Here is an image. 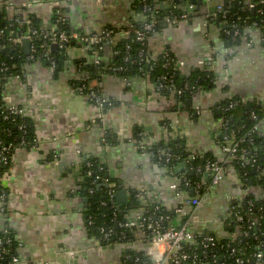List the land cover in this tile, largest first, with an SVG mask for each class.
I'll return each instance as SVG.
<instances>
[{
	"label": "crops",
	"instance_id": "1",
	"mask_svg": "<svg viewBox=\"0 0 264 264\" xmlns=\"http://www.w3.org/2000/svg\"><path fill=\"white\" fill-rule=\"evenodd\" d=\"M0 1H6L0 9L3 7L10 18L25 4L26 15L36 18L48 32L53 9L60 5L66 9L64 17L71 31L90 38L105 28L122 29L131 20H144V0ZM152 1L160 9L163 1ZM224 1L191 0L185 4L186 11L192 13L191 20L170 24L148 39L153 58L169 49L183 63L182 72L207 65L216 75L214 89L196 92L184 103L158 95L141 76L126 79L103 75L99 81H92L111 102L100 114L73 83L82 76L78 64L111 58L109 44L98 57L76 40L66 48L61 66L31 62L22 73L25 79L11 76L7 80L4 98L25 108L35 135L33 147L15 149L2 182L8 198L5 210L0 211V233L4 228L12 232L21 264H121L128 248L147 252L140 236L129 246L98 242L88 232L86 199L75 192L82 163L98 158L109 178L127 193V199L132 192L147 193L133 216L143 211L147 200L173 212L181 200L180 193L186 194L171 189L176 179L137 149L134 128L143 129L151 142L163 139L164 128H170L183 139L189 153L211 154L223 161L218 145L220 106L236 98L262 108L258 133L264 138V45L260 31L245 29V36L233 46L222 41L219 26L207 23L206 16ZM107 130L111 143L104 141ZM248 193L264 200L263 188H244L235 170L227 167L223 182L202 198L188 222L189 229L227 238L225 219L232 201L242 200Z\"/></svg>",
	"mask_w": 264,
	"mask_h": 264
},
{
	"label": "trees",
	"instance_id": "2",
	"mask_svg": "<svg viewBox=\"0 0 264 264\" xmlns=\"http://www.w3.org/2000/svg\"><path fill=\"white\" fill-rule=\"evenodd\" d=\"M190 1H171L168 7L165 8V12H163L152 0H144L141 8L144 15L143 21L131 20L128 26L122 29L108 27L103 29L101 33L92 35H96L99 41L92 44L85 43L89 46V52L102 57L105 45L109 44L112 48L111 58L106 61L100 59L98 65L83 63L82 71H85L86 79L85 81H75L73 86L75 88L81 87L83 93L86 94L87 88L94 78L99 81L103 75L119 76L126 79L132 76H141L146 79L147 83L154 88L158 95L166 98L170 97L180 103L190 99L196 92L214 89L217 78L208 69L207 65L191 69L185 73L176 68L177 59L169 49L165 50L166 53L154 58L148 51V39L152 35L162 32L170 25L172 20H178L184 14L187 15L188 20H191L192 13H188L185 8V4ZM250 4H253L254 8H250ZM221 6L222 11L217 17L214 19L208 18L206 21L209 24L216 23L219 26L222 41L229 43L230 46L236 45L245 36V29L251 27L259 29L261 40L264 39V3H260V0H225ZM57 12L63 15L66 9L62 6L53 9L52 28L55 27L57 33L71 35L73 32L68 21L65 17L59 18L56 14ZM152 15H154L155 24L151 30L147 31L144 27L151 21ZM10 23H12V26H9ZM221 24L222 26H220ZM42 29L38 20L33 16L24 14L17 17L14 13L12 18H10L6 16L3 7L0 9V30L4 31V36L0 38V45L2 46L0 50V146L12 145L11 156L15 149L19 147L21 140L28 143L27 147L33 146L35 135L34 124L27 115L12 113L7 120H2L6 105V101L3 99V90L7 80L11 76L22 74L25 66L31 63L28 61L30 55L26 54L22 45H11L7 41L9 33L12 32L11 36L17 37L25 35L29 31L32 37V45L35 48V52L31 53L35 58L33 62L46 63V60L42 58V46L45 45L49 47L50 56L56 66H61L66 48L76 41L70 39L63 48L52 51L48 42L49 32L44 30L42 34H39ZM137 31L143 34L142 40H137ZM33 32L38 34H32ZM79 34L90 38L84 33L79 32ZM140 51H142V56H139ZM95 89L101 94L96 84ZM235 102L237 104L231 106ZM251 112H254L259 119L263 114L262 108L256 103L243 104L236 98L225 101L220 106V119L221 121H226L224 129L231 130L235 128L239 130L238 135L244 134L253 125V121L250 119ZM19 127H22V129L20 130ZM224 129H221V131L223 132ZM138 133L144 134V130L138 127L134 128L133 138L135 142ZM111 140L112 135L107 130L104 134V141L111 143ZM218 141L220 143L221 135H219ZM150 147L151 151L157 149L169 150L172 160L168 163H165L164 160H160V162L156 159H150L152 162L159 164L169 177L176 179L177 191L185 192L190 197L194 196L193 189L195 184L203 176V167L206 160L219 162L211 154H195L194 159L187 160L190 153L186 150L184 141L179 135L153 142ZM253 160L254 162H252ZM87 163L89 164L88 166L86 165ZM196 167H199L198 171L193 170ZM227 167L235 170L241 182H243L244 188L254 185L264 189V138L257 132L242 142L239 146L237 158L227 160L225 168ZM7 169L8 167L0 169V176ZM183 177L187 179L188 184L182 180ZM108 184L114 186L116 191L121 190L118 183L109 178L105 164H102L98 158L90 157L82 163L80 181L75 192L76 195L86 199L84 209L88 232L99 240L101 244L118 243L123 246H129L138 239V236L141 237L146 245L151 241L153 235L146 228L118 227V225L127 221V215L150 218L153 224L158 222L159 217H163L164 219L159 223V227L162 230L168 228L172 223L175 224V216L172 210L165 209L149 200H147L143 211L133 216V211L139 209L142 205V200L136 196L137 192L130 193L128 201L124 205H119L116 202V198L112 202L108 201L106 195L109 190ZM89 190H93V193L90 194ZM250 201L253 202L255 209L262 208L263 213L260 220L256 219L255 212L252 214L248 213V202ZM232 205L234 207L238 206L234 209L242 214V221L235 222L230 215L233 211L229 210V215L225 219V225L229 230L227 238L218 239L213 234H200L191 230L195 235L194 243L186 244L183 246V250L189 254L196 255V264H236V258H241L243 264H255L253 255L258 251L264 253V200H258L248 193L242 200L235 201ZM156 206L158 210H154ZM251 223L259 224L260 226L249 229ZM109 230H116L117 233L108 240H102L103 235ZM257 231H259V235L256 237ZM8 232L12 242L7 247L11 249V252L3 257L0 264H8L11 255L12 257L18 256L17 242L9 229ZM206 236L212 237L214 244H208L207 248L204 249L201 246V242ZM231 249L235 250L233 254L230 252ZM191 262L190 260L187 264H191ZM121 264L154 263L146 251L138 252L128 248L126 249V258L122 257Z\"/></svg>",
	"mask_w": 264,
	"mask_h": 264
},
{
	"label": "built area",
	"instance_id": "3",
	"mask_svg": "<svg viewBox=\"0 0 264 264\" xmlns=\"http://www.w3.org/2000/svg\"><path fill=\"white\" fill-rule=\"evenodd\" d=\"M172 0H166L167 4L165 8L168 7L169 3ZM4 2L6 1H0V6L4 5ZM260 3H264V0H260ZM61 7L60 5L56 6V8ZM250 8H254L253 4L249 5ZM222 11V6L219 5L216 7L214 11H212L210 14L206 16V19L211 18L214 19L217 17V15ZM26 5L22 4L20 7L17 8L15 11L16 16L26 15ZM59 18H63L64 14L62 15L60 12L56 13ZM188 20L187 15H181L179 19H174L170 22V24H175L180 21H186ZM155 24L154 15L151 16V21L145 25L144 29L149 31L152 29L153 25ZM206 23H204L205 26ZM9 26H12V23L9 24ZM45 29L40 30L39 34H42ZM57 29L55 27L51 28V31H49L48 34V42L50 43V46L56 45L57 48L61 49L67 44L70 39L78 40L81 43H87L92 44L94 42L99 41L97 39V36H93L91 38L84 37L77 33H72L71 35H67L65 33H57ZM10 35L7 37V41L12 44H20L22 45L24 42L29 43V57L28 61L33 62L35 60L34 56L31 54L35 52L34 45H32V37L31 33L28 31L25 35L21 36H11L12 32L9 33ZM32 34H38L37 32H33ZM108 35V34H106ZM4 36V31L0 30V38ZM137 40H142L143 34L140 32H136ZM264 44V39L261 40ZM43 52H42V58H44L46 61H48L50 64H54L52 61V58L50 56V50L48 46L43 45ZM2 49V46L0 45V50ZM166 53V51L164 52ZM163 54V53H162ZM139 56H142V51L139 52ZM210 61V60H208ZM95 64H99V60H95ZM183 63L177 61V69L182 70ZM79 71L81 72L82 76L80 77L81 81H85L86 77L85 74L82 71V64H78ZM4 70V69H1ZM80 74V75H81ZM84 75V76H83ZM18 79H25L24 74H20L18 76H14ZM77 91L81 94L83 93V89L81 87L77 88ZM88 100L97 108V110L101 112L107 107L110 106L111 103L109 100H107L102 94H100L95 89V84H89V87L87 88V93L84 94ZM6 101V105L4 108V114L2 117V120H7L9 115H12V113L15 114H24L25 115V108L24 107H17L15 105H11L8 103L6 98H3ZM237 104L236 102L231 104V106ZM250 119L253 121V125L251 128L245 132L242 135H238L239 130L238 129H231L227 130V128L224 129L226 125V121H221L222 127L221 129H224L223 132L220 130L221 135V141L219 143V150L220 153L223 156V161L219 162H212L210 160H206L204 167H203V176L201 177L199 182H196L195 187L193 189L194 196L190 197L187 193L186 195H182L180 198V202L178 206L173 210V214L175 216V224H171L168 228L165 230L160 229L159 223L164 219L163 217H159L157 223H152L150 221V218L145 217H132L131 215H127L126 219L127 221L124 224L118 225V227L121 228H132L136 227L139 229L148 230L153 235L151 241L147 244V255L150 257L152 262L154 264H187L188 261H192L191 264H196V255L189 254L186 251L183 250V246H185L188 243H194L195 235L191 232V230L188 227V222L190 218L192 217L195 210L198 208V206L201 203L202 198L205 196V194L211 189L218 185H220L225 177L226 168L225 163L227 160H233L237 158V154L239 152V146L242 142L249 139L252 135L258 132L259 125H260V119L258 116L254 113H250ZM169 127V126H168ZM20 130L22 127H19ZM165 133L163 138L167 139L168 137L173 138L175 134L171 131L170 128L165 127L164 128ZM136 147L141 153H145L149 156V158L156 159L158 161L164 160L165 163H168L172 160V156L169 153V150H160L157 149L155 151L150 150V146L153 142H151L150 138H148L143 133L137 134V140H136ZM28 143L24 142L23 140L20 141L19 147H27ZM34 146V145H33ZM32 146V147H33ZM12 145L7 146H0V169L6 168L10 166L11 163V154H12ZM164 158H163V157ZM195 154L190 153L187 157V160L194 159ZM243 157V155H241ZM161 162V161H160ZM254 162V160L252 161ZM102 163V162H101ZM157 164V163H156ZM89 165L88 163L86 164ZM159 165V164H158ZM180 166V165H179ZM178 166V167H179ZM199 167L193 168L194 171H198ZM6 172V171H5ZM5 172L0 176V211H4L7 205V198L8 195L5 192L3 188V177L5 175ZM90 174V173H88ZM183 181H185L186 184H188V181L185 177L182 178ZM244 186L243 182H241ZM109 190L107 191V198L108 201L112 202L114 198H116V193L118 191L115 190L114 186L108 184ZM171 189L177 190V186L175 183L171 184ZM89 193L92 194L93 190H89ZM200 193V194H199ZM136 196L140 199H147V193L144 190H140L136 193ZM235 201H232V204H234ZM238 207V206H235ZM233 205L230 207V209L233 211L230 215L232 216L233 220L235 222L242 221V214L235 210ZM253 202H248V213L252 214L255 212L256 219L260 220L262 217V208H254ZM154 210H158V207L156 206ZM182 220H184L182 222ZM260 225L251 223L249 226V229L252 227H259ZM101 232H103L101 230ZM117 232L116 230H109L103 235L102 240H108L111 238V236L115 235ZM259 235V231H257L256 237ZM99 242V240H97ZM12 239L9 236V232L7 228H4L2 230L0 235V261L3 259L5 255L11 252V249L7 246L11 245ZM213 245L214 239L210 236H206L203 238L201 242L202 248L206 249L207 245ZM18 246V245H17ZM230 252L233 254L235 252L234 249H231ZM123 258H126V250H124ZM264 259V253L262 251H258L255 255H253V260L255 264H263ZM236 264H243V260L241 258L235 259ZM8 264H21V260L19 256L10 257Z\"/></svg>",
	"mask_w": 264,
	"mask_h": 264
},
{
	"label": "water",
	"instance_id": "4",
	"mask_svg": "<svg viewBox=\"0 0 264 264\" xmlns=\"http://www.w3.org/2000/svg\"><path fill=\"white\" fill-rule=\"evenodd\" d=\"M161 1H163V2L160 3V9H161V11L165 12V6H166L167 2H166V0H161ZM172 1L178 2V0H172ZM22 46L25 49L26 54H28L29 53V43L28 42H24L22 44ZM56 48H57V46L53 45L51 47V50L54 51ZM115 197L117 199L116 202L119 205H123V204H125L127 202V198H126L127 197V193L125 191H123V190H120L119 192H117Z\"/></svg>",
	"mask_w": 264,
	"mask_h": 264
}]
</instances>
